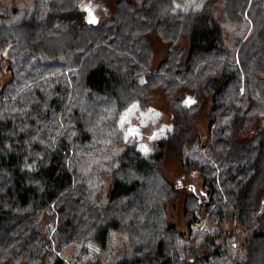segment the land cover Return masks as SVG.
<instances>
[{
  "label": "trees",
  "instance_id": "16d2710c",
  "mask_svg": "<svg viewBox=\"0 0 264 264\" xmlns=\"http://www.w3.org/2000/svg\"><path fill=\"white\" fill-rule=\"evenodd\" d=\"M116 1L98 20L87 0H36L32 17L12 23L18 8L0 7V264H67L58 252L112 251L117 235L129 251L110 264H225L241 249L234 264H264V124L252 132L264 121V0L191 10L175 8L187 0ZM26 22L29 39L18 33ZM7 32L16 41L3 48ZM153 36L167 43L155 70ZM157 89L175 132L147 157L119 120ZM167 145L206 190L185 195L187 233L166 222L180 194L160 169ZM48 212L52 240L41 229ZM230 225L248 231L246 247ZM198 238L207 251L197 257Z\"/></svg>",
  "mask_w": 264,
  "mask_h": 264
},
{
  "label": "rangeland",
  "instance_id": "374dc122",
  "mask_svg": "<svg viewBox=\"0 0 264 264\" xmlns=\"http://www.w3.org/2000/svg\"><path fill=\"white\" fill-rule=\"evenodd\" d=\"M86 4L92 6L95 11V18L103 19L111 17L116 12V0H87ZM215 2L216 0H187L183 5H175V8L182 10L200 9L206 3ZM36 0H0V7H6L7 11H12L14 7L18 8L16 18L10 21L17 22L32 17V12L35 9ZM22 22V21H21ZM20 22V23H21ZM10 23V24H11ZM22 24V23H21ZM20 29L18 33L24 34L23 38L29 39L33 30H30L26 25ZM15 33L7 32L3 35L1 45L5 48L12 41H16ZM36 38V37H35ZM36 41V39L34 40ZM153 56L151 59V69L155 70L162 60L166 57L167 43L160 37H152ZM176 97L185 102L186 99L192 100L194 93L192 90L184 91L180 89L176 93ZM210 105L201 109L196 118V127L201 136V142L206 143L209 136V120L208 109ZM172 102L168 99L162 90L157 89L154 91L153 99L146 105H142L139 101L132 102L120 115L119 125L124 131L125 140L127 143H137L138 150L145 156L153 157L161 149H159L158 142L168 138L175 132L172 125ZM258 123L264 124V121L254 123L252 132L257 128ZM251 132V134H252ZM160 169L163 176L175 184L179 190V197L176 200L168 202L166 222L168 225H175L179 232L188 231L187 215L184 212L185 195L186 193H195L200 197H206V190L203 188V180L199 169L190 167L185 169L182 164V155L173 146L167 145L164 148V154L160 158ZM30 170H36V165L32 163ZM49 214V215H48ZM41 229L46 233V238L52 240L55 227L52 225L50 213L45 216ZM229 233H234L239 241V245L247 246L246 239L248 231L239 227V225L228 226ZM198 241L196 245V255L201 256L207 251V244L204 240ZM53 242V241H52ZM112 251L102 252L99 245L95 243H87L86 252H81V245L76 248H69L64 253L58 252V255L63 257L67 264H110L118 259L119 256L127 253L128 245L127 240L121 236H115L110 244ZM238 248V247H237ZM61 253V254H60ZM246 255L245 249H241L239 256L243 259ZM236 258V254L230 256L229 262L225 264H234L242 260ZM13 264H29L28 262L21 261ZM48 264V263H44Z\"/></svg>",
  "mask_w": 264,
  "mask_h": 264
},
{
  "label": "snow or ice",
  "instance_id": "6c2138e0",
  "mask_svg": "<svg viewBox=\"0 0 264 264\" xmlns=\"http://www.w3.org/2000/svg\"><path fill=\"white\" fill-rule=\"evenodd\" d=\"M90 22L95 23V18H92V19L90 20ZM188 102H189V103H192L191 100H189Z\"/></svg>",
  "mask_w": 264,
  "mask_h": 264
}]
</instances>
